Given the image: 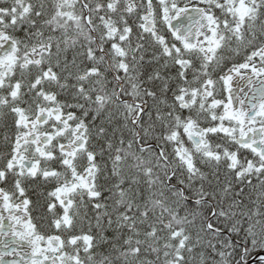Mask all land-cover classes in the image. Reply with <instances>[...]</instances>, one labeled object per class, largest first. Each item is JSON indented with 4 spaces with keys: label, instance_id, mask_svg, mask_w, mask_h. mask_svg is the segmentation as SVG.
<instances>
[{
    "label": "snow or ice",
    "instance_id": "snow-or-ice-1",
    "mask_svg": "<svg viewBox=\"0 0 264 264\" xmlns=\"http://www.w3.org/2000/svg\"><path fill=\"white\" fill-rule=\"evenodd\" d=\"M0 264H264V0H0Z\"/></svg>",
    "mask_w": 264,
    "mask_h": 264
}]
</instances>
